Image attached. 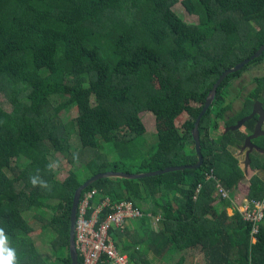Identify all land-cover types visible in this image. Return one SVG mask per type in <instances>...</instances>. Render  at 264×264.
<instances>
[{
  "label": "trees",
  "instance_id": "obj_1",
  "mask_svg": "<svg viewBox=\"0 0 264 264\" xmlns=\"http://www.w3.org/2000/svg\"><path fill=\"white\" fill-rule=\"evenodd\" d=\"M196 1L206 18L200 24L186 23L172 10L178 0H0V95L13 107H0V228L18 264H70L68 214L75 190L88 178L80 181L69 170L60 181L55 170H47L52 153L70 150V135L60 118L70 105L77 112L81 147L101 152L91 176L148 173L197 162L193 123L221 73L264 43V0ZM181 3L194 12L192 0ZM196 34L202 40L193 44ZM263 61L264 52L216 89L198 126L203 157L198 169L140 179L101 178L81 193L79 203L95 189L94 203L130 201L143 213L134 221L137 226L109 231L130 263L185 264L187 254L199 251L202 264H264V218L252 236L251 224L237 209L227 215L230 200L212 205L217 183L232 194L244 176L230 149L247 134L233 127L250 114L255 101L264 106L263 76L253 79L256 86L240 111L226 119L229 85ZM152 70L158 74L157 87ZM142 112L159 120L180 115L186 120L180 130L158 129L155 149L146 155L137 146L146 132ZM222 121L225 133L218 132ZM256 121L257 115L243 127L252 132ZM254 143L264 151V136ZM249 159L257 176L249 181L247 200H264L261 167L257 158ZM37 169L50 190L30 183ZM30 220L39 224L38 231ZM152 222L158 223L156 229ZM38 232L46 235L53 260L38 252L32 238Z\"/></svg>",
  "mask_w": 264,
  "mask_h": 264
},
{
  "label": "rangeland",
  "instance_id": "obj_2",
  "mask_svg": "<svg viewBox=\"0 0 264 264\" xmlns=\"http://www.w3.org/2000/svg\"><path fill=\"white\" fill-rule=\"evenodd\" d=\"M182 0H178V2L172 7V10L186 23L191 24H200L205 22V13L203 9L199 6L198 2L196 0H192L195 5V10L193 13H188L187 10L184 8V6L181 3ZM202 40V36L200 34L194 35L190 42L193 44H197ZM151 80L154 86L157 87V72L156 70H152L151 74ZM264 76V61L256 64L251 65L249 68L244 71L241 76L237 79H235L231 84L229 85L228 89V95L229 99H227V102L231 100L230 102V108L225 113L226 119L234 116L237 114L240 109L243 106V102L246 97H248L251 90L256 86L254 84L253 79L257 77H263ZM95 94H93V97ZM93 97L91 98L93 103ZM95 98V97H94ZM0 107L4 108L6 111H12L13 107L12 105L7 101V99L0 95ZM77 112L73 105H70L67 109H65L60 114V118L62 120V123L66 125V130L68 131L70 135V150L67 154L62 153H52V161H56L59 163V167L55 169V173L57 178L62 181L67 175L68 171L72 170L78 173V178L80 181H84L86 178L91 177V175L96 171V164L98 160V157H101V152L90 149V148H82L80 145V142L78 140V136L75 133V123L74 120L76 118ZM141 121L146 129L145 135L143 137V140L140 141V143L137 144L139 146L141 152L149 155V153L153 152L155 149V132L158 129H182L183 124L186 120L185 115H180L177 118H163L162 120L156 119L150 112H142L140 114ZM240 122V121H238ZM237 122V123H238ZM19 123L18 121L15 122L13 125V129H16L18 127ZM264 129V125L262 126ZM242 133H248L243 125L237 128ZM227 129L224 128V121L218 123V132L225 133ZM255 140V139H254ZM248 148L244 146V143H240V145L236 147H231V152L233 155H235L239 162L241 169L245 173V177H250L252 172L246 171L248 168ZM250 154H252L250 152ZM145 155V156H146ZM108 159H111L112 157L108 154ZM129 163V162H127ZM128 165V164H127ZM134 170V169H133ZM263 178L264 174H259ZM248 178L242 182L240 189L237 192V197L235 200H239V203H241V198L246 199L245 190L247 188ZM240 198V199H239ZM234 200V202H235ZM56 202L52 201L51 205H54ZM241 204H244V200ZM242 209V208H238ZM228 211V210H227ZM229 213V211L227 212ZM31 214V213H30ZM27 219H30L29 215H25ZM30 225L33 226V228L38 231L39 224H37L35 221H29ZM155 225V222H154ZM131 226H137V222H133ZM33 242L35 243L38 252L40 255L47 259V260H53L52 256V249L49 243H47V237L44 234H40L39 232L36 233L33 237ZM190 256L187 255V261L184 262L185 264H193V262L190 263ZM196 262V261H195ZM202 258L201 256L197 260L195 264H202ZM153 264H162L160 261L155 260L153 261Z\"/></svg>",
  "mask_w": 264,
  "mask_h": 264
},
{
  "label": "built area",
  "instance_id": "obj_3",
  "mask_svg": "<svg viewBox=\"0 0 264 264\" xmlns=\"http://www.w3.org/2000/svg\"><path fill=\"white\" fill-rule=\"evenodd\" d=\"M209 178H214L209 176ZM216 192L221 199H228V193L219 183L216 184ZM97 196L95 189L88 190L77 208V216L73 226V241L76 255L80 258L79 264H132L126 254L115 246L109 231L111 229L123 230L126 226L139 220L143 213L130 201L111 203L105 199L94 203ZM238 209L241 218L247 224H251V235L256 236L259 224L264 218V200H244V204ZM108 209L103 218L100 214ZM88 211L90 215H88ZM158 217L154 221H158ZM255 240H253L254 242Z\"/></svg>",
  "mask_w": 264,
  "mask_h": 264
},
{
  "label": "water",
  "instance_id": "obj_4",
  "mask_svg": "<svg viewBox=\"0 0 264 264\" xmlns=\"http://www.w3.org/2000/svg\"><path fill=\"white\" fill-rule=\"evenodd\" d=\"M264 52V43L248 58L240 61L236 65H234L231 68L226 69L221 73V75L218 77L214 85L212 86V89L210 90L206 101L203 105V108L201 109L200 113L198 114L197 118L195 119L193 123V128L191 130L192 134V139L195 143V151L197 154V162L194 165L190 166H174V167H168L163 170H158L154 172H148V173H140V174H129L125 172H104V173H97L91 177H89L87 180H85L74 192L73 198H72V203L70 207V214H68V255H69V260L70 264H77V258H76V251L74 248V241H73V226H74V221L76 220V215H77V208H78V203L79 199L81 196V193L89 187L92 183H94L96 180L101 179V178H106V177H116V178H125V179H140L144 177H150V176H155L158 174L170 172V171H175V170H184V169H198L202 163H203V157L201 155V150H200V141H199V131H198V126L200 123V120L208 107L210 106L215 93L216 89L220 85V83L223 81V79L234 72H237L241 70L245 65H247L250 61L258 58L262 53ZM255 115H257V121L254 126L253 132L248 135L245 139L244 146L248 147V149H258V147L252 142L254 139L264 136V130L262 128L263 122H264V109L260 101H255L252 107V111L250 114L243 119L239 120L240 122L236 123V125L233 127L234 129L239 128L242 126L247 120H250L253 118Z\"/></svg>",
  "mask_w": 264,
  "mask_h": 264
},
{
  "label": "crops",
  "instance_id": "obj_5",
  "mask_svg": "<svg viewBox=\"0 0 264 264\" xmlns=\"http://www.w3.org/2000/svg\"><path fill=\"white\" fill-rule=\"evenodd\" d=\"M253 132V131H252ZM252 132H249V133H252ZM247 135H248V133H246ZM246 139V138H245ZM244 142H245V140H244ZM243 142V143H244ZM253 143H254V140L252 141ZM257 147H258V149H248V151L247 152H249L248 153V162H249V164H248V169L246 170V171H248V173L249 172H252V174H251V176L248 178V177H245V173H244V171H243V173H244V176H243V179L239 182V184L237 185V188L232 192V194H230L231 192L230 191H228V190H226L227 191V193H228V200H230V202L232 203V208H227L226 209V212H228L229 211V213H227V215L228 216H232L233 215V209H237V208H239L240 206H241V203H242V201L243 200H245V198H241L242 200H241V203H239V200L237 199V200H235V198L237 197V192H238V190L240 189V187H241V184H243L242 182H244L247 178H248V183H249V181H250V179H252L254 176H257V170L255 169V167H253L252 166V164H251V162H250V159H249V156L251 155V156H253V157H255V158H257V160H258V162H259V165H260V167H261V172H262V174H264V151L263 150H261L260 149V147L256 144V143H254ZM248 148V147H247ZM231 150V149H230ZM250 152L252 153V154H250ZM232 153V152H231ZM235 156V155H234ZM236 157V156H235ZM238 159V158H237ZM238 162H239V160H238ZM239 166H240V162H239ZM240 168H241V166H240ZM261 180H263V182H264V176H263V178H261ZM249 187H250V184H248L247 185V188H246V190H245V195H246V199H248L247 198V195H248V190H249ZM218 193L216 192L215 194H214V197L216 198V200L214 201V202H212V205L213 206H217L218 205V200H221V198L217 195ZM240 199V198H239ZM234 200H235V202H234ZM228 210V211H227ZM158 225V223L156 224L155 223V225L153 224V222H152V227L154 228V229H156V226ZM188 255V254H187ZM179 256V255H178ZM189 256H190V261L191 262H193V264H195L196 262H197V260L199 259V257L201 256V258H202V261H203V255L201 254V253H199V251H195V252H190L189 253ZM196 261V262H195Z\"/></svg>",
  "mask_w": 264,
  "mask_h": 264
},
{
  "label": "clouds",
  "instance_id": "obj_6",
  "mask_svg": "<svg viewBox=\"0 0 264 264\" xmlns=\"http://www.w3.org/2000/svg\"><path fill=\"white\" fill-rule=\"evenodd\" d=\"M58 167V162L50 161L47 165V170L54 171ZM39 171L40 170L37 169V174L29 176L30 183L33 185V187L39 186L41 189L50 190V185L41 177V175H39ZM254 242L252 241V243ZM0 264H18L16 251L9 245V239L3 228H0Z\"/></svg>",
  "mask_w": 264,
  "mask_h": 264
},
{
  "label": "flooded vegetation",
  "instance_id": "obj_7",
  "mask_svg": "<svg viewBox=\"0 0 264 264\" xmlns=\"http://www.w3.org/2000/svg\"><path fill=\"white\" fill-rule=\"evenodd\" d=\"M253 104H254V103H253ZM261 104H262V102H261ZM262 106H263V104H262ZM263 109H264V106H263ZM263 125H264V122H263ZM263 130H264V129H263ZM250 134H251V133H249L248 135H250ZM248 135H247V136H248Z\"/></svg>",
  "mask_w": 264,
  "mask_h": 264
}]
</instances>
